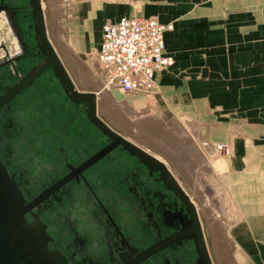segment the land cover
<instances>
[{"label":"flooded vegetation","instance_id":"obj_1","mask_svg":"<svg viewBox=\"0 0 264 264\" xmlns=\"http://www.w3.org/2000/svg\"><path fill=\"white\" fill-rule=\"evenodd\" d=\"M35 4L0 0L12 36L10 48L0 44V191L4 225L21 242L11 257L42 264L44 244L65 264H217L199 203L167 164L108 125L99 99L91 119L88 104L61 83L52 46L75 88L90 93L50 37L51 4L39 0V12Z\"/></svg>","mask_w":264,"mask_h":264},{"label":"crops","instance_id":"obj_2","mask_svg":"<svg viewBox=\"0 0 264 264\" xmlns=\"http://www.w3.org/2000/svg\"><path fill=\"white\" fill-rule=\"evenodd\" d=\"M66 5L59 32L76 58L99 48L107 21L139 16L172 24L165 32L172 63L156 72L158 91L134 93L131 102L117 105L137 112L134 124L154 143L141 148L157 157L149 147L159 148L165 163L178 159L174 166L185 178L194 159L202 161L201 151L193 153L192 135L201 146L207 143L206 151L210 142L229 146L222 182L234 212L230 237L243 264H264V0H67ZM160 128L168 131L155 136Z\"/></svg>","mask_w":264,"mask_h":264},{"label":"built area","instance_id":"obj_3","mask_svg":"<svg viewBox=\"0 0 264 264\" xmlns=\"http://www.w3.org/2000/svg\"><path fill=\"white\" fill-rule=\"evenodd\" d=\"M172 24L157 17H123L102 26V40L94 53L95 75L101 85L125 94L151 95L158 91L156 72L168 68L172 58L165 51V32ZM219 150L231 154L227 144Z\"/></svg>","mask_w":264,"mask_h":264},{"label":"rangeland","instance_id":"obj_4","mask_svg":"<svg viewBox=\"0 0 264 264\" xmlns=\"http://www.w3.org/2000/svg\"><path fill=\"white\" fill-rule=\"evenodd\" d=\"M53 1H54L55 6H57V9H58L57 10L58 14H56V18L58 17V15H59V17L57 18L58 21L56 20V27L58 26L57 29L59 32V30L61 29L60 19H61L62 15H64V13H66V10H67V7H66L67 6L66 5L67 0H53ZM58 22H59V24H57ZM64 23L65 22L63 20V24H62L63 27H64ZM59 34H60V32H59ZM7 36L12 38V36L8 30V27L4 23V20H1L0 21V44L4 43L10 48V46H9L10 41L7 40ZM94 53H95V50H91V51L87 52V55L74 53L75 55H81V57L77 58V59L87 68V71L92 75L93 78L96 77L94 73H95V70L97 68L95 61H94L95 60L94 59ZM89 78H91V77H89ZM95 80H96V78H95ZM96 83H97V87L99 89V84H98L97 80H96ZM101 94H103V90H102ZM101 94H100V97H101ZM115 94H117L118 97L125 98L127 101L131 102L130 96H129V95H132L131 93L130 94H124V93L115 91ZM100 97H99V99H100ZM110 99H111V101H113L114 104L117 105V102H115L111 96H110ZM113 103H112V105H113ZM120 109H122L121 110L122 112L126 113V114H124L123 117H125V119L128 122L131 121V123H133V125L137 126L136 124H134V119L136 117L135 115L137 114V112L133 113V111H129L128 109H125L124 107L123 108L120 107ZM107 110H108V108H107ZM130 110H132V109H130ZM126 115H127V117H126ZM162 126H165V124H163ZM166 127H168V126H166ZM136 128H138V127H136ZM159 130L160 131L155 132V136H156V134H159L160 132L163 133L164 131H168V129H163V128H160ZM139 132H140L139 134L141 137L138 139H141L140 142H142L143 145L148 147L147 146L148 143L150 144L149 146H151V144H154V143L150 142L148 135L146 133H144L145 131L140 129ZM194 133H192V134H194ZM192 141H193V143H192ZM143 142H145V143H143ZM190 142H191V145L193 144L192 150H193L195 157H196V154L199 155L200 151L203 154L205 151L207 157H205L203 154L200 153V155L202 156V161L199 158H195L194 159L195 165H194L193 169L192 170H184V172L186 173V178L183 176V174H181V176L183 177L184 180L188 181V183L191 185V187H190L191 194L190 195L192 198H195L194 202L196 200L198 203H200V205H202V203L205 202L209 207H211L210 214H207L206 216L204 214V216L203 215L202 216L205 217L203 219L205 222L206 230H207L209 239L212 240V244H211L212 251L216 254L218 264H243V259L241 258V253L236 248L235 243L233 242L232 238L230 237L229 226H230V222L233 219V213L234 212H233L232 203H231L229 193L226 189L225 184L222 182V176L225 175L226 170H227L226 164L223 163V161H224L223 157L226 158L229 155H226L224 150H219L217 148L219 144H221V143L226 144V143L225 142H217V143L210 142L211 144H208V146H210V149L206 151L204 145H206L207 143L205 144V142H204V145L201 146L200 142H199V138L196 137L195 134L192 135ZM202 147H203V149H202ZM149 148L153 150V147H149ZM155 149L158 150L159 148L155 147L154 150ZM158 152H161V151L158 150ZM161 154L163 155L162 152H161ZM191 160H193V158ZM172 162H173V160H172ZM166 163L177 178V172H179V170L173 169L167 161H166ZM174 164L176 166H179L178 159H176V163L174 162ZM180 184L183 186L184 189H187L186 183L180 182ZM229 241H230V244H229ZM227 243H228V245H227ZM232 246L234 249H232ZM227 248H228V250H227Z\"/></svg>","mask_w":264,"mask_h":264},{"label":"bare ground","instance_id":"obj_5","mask_svg":"<svg viewBox=\"0 0 264 264\" xmlns=\"http://www.w3.org/2000/svg\"><path fill=\"white\" fill-rule=\"evenodd\" d=\"M46 2V1H45ZM48 2L51 4L46 6V8L48 9L49 8V14L51 16V20L49 21V27H50V31H49V34H50V37L51 39L53 40V42L55 43V46L57 48V51L59 53V56L61 57L62 61L64 62V64L66 65L68 71L70 72V74L72 75V78L74 79L75 83L78 84L79 87H84V89L86 88V90H89L90 93H86V92H79L76 88H75V85L73 83V81L71 80L70 76L68 75L65 67L63 66L61 60L59 59L58 55L56 54V52L54 51V47L52 46V44L50 43V41L48 40V42L51 44L52 46V49H53V53L54 55L57 57V59L59 60V62L61 63V65L63 66L71 84H72V87H73V90H75L76 92L78 93H81V94H93L94 97H95V113L97 111V104H98V99L100 97V94L102 93V90H103V94H101V97L99 99V109L98 111L101 112L102 116L106 119V122L108 123V125H110L112 128H116L117 130L120 131V133L122 132V134L125 133V135H129L131 136L132 138L136 139L137 141L133 140L135 142V144L139 145V146H144L140 141L141 139H138L140 138L141 136H139L140 134V128H136L138 126H135L133 125V123L128 122L124 116V112H122L120 109L119 106H117L116 104L113 103V101H111L110 99V96L113 98V100L117 103H124L125 102V98H120L118 97L117 94H115V91H111L108 89V87H106L105 85H101V82L99 80V78L96 76V80L99 84V89L97 87V83H96V80L95 78L92 77V75L87 71V68L73 55V53L67 48L66 44L64 43V41L62 40L59 32H58V29L56 27V20L58 21V17L56 18V14L57 13V6H55L54 4V1L53 0H48ZM41 8H42V5H41ZM44 12V11H43ZM44 18V16H43ZM60 19V18H59ZM45 24V23H44ZM59 24V22L57 23ZM60 29V28H59ZM45 34H46V29H45ZM47 37V36H46ZM95 74V73H94ZM93 74V75H94ZM91 77V78H89ZM93 81H92V80ZM95 80V81H94ZM92 92V93H91ZM96 94V95H95ZM125 94V93H124ZM110 95V96H109ZM98 98H97V97ZM113 103V105H112ZM108 108V110H107ZM96 116H97V113H96ZM127 117V115H126ZM104 123V122H103ZM105 124V123H104ZM150 124V123H149ZM147 124V126L149 125ZM105 126L110 129L106 124ZM144 126V125H143ZM145 128V127H144ZM112 130V129H110ZM113 131V130H112ZM114 132V131H113ZM124 132V133H123ZM142 132V131H141ZM116 133V132H115ZM118 135V134H117ZM143 136V135H142ZM125 137V136H124ZM127 137V136H126ZM128 138V137H127ZM131 139V138H130ZM127 140V139H126ZM129 141V140H127ZM130 143H132L131 141H129ZM134 142L132 144H134ZM134 144V145H135ZM137 145H135L136 147H138ZM146 147V146H144ZM140 148V147H138ZM147 148V147H146ZM141 149V148H140ZM143 150V149H142ZM150 151L154 152L155 154L159 155L160 158H164L165 159V155L163 156L161 154V152H158V150L160 149H150ZM157 150V151H156ZM144 151V150H143ZM161 151V150H160ZM161 154V155H160ZM167 159V158H166ZM163 161V160H162ZM170 163V166L173 168V169H176L174 164L171 163V161H169ZM173 164V165H172ZM177 176H178V180L180 181L181 180V183H186V187H187V190L189 193L188 194H191V190H190V187L191 185L188 183V181L184 180L181 176H180V172H177ZM189 188V189H188ZM199 206L200 208H198V211H199V215L202 219V222L204 223L205 225V222H204V219L205 216L207 214H210L211 212V207H209L205 202L202 203V205H200L199 203ZM203 215V216H202ZM208 221V220H207ZM206 221V222H207ZM220 233V232H219ZM229 244H230V241H229ZM228 245V243H227ZM226 245V246H227ZM232 249L233 246H232ZM228 250V248H227ZM215 256V259H216V262L218 264V261H217V257H216V254H214Z\"/></svg>","mask_w":264,"mask_h":264},{"label":"water","instance_id":"obj_6","mask_svg":"<svg viewBox=\"0 0 264 264\" xmlns=\"http://www.w3.org/2000/svg\"><path fill=\"white\" fill-rule=\"evenodd\" d=\"M35 7L36 10L40 11V4L39 0H35ZM42 41L44 45L46 44V39L44 33L40 32ZM53 63L54 67L56 69L58 78L60 79L61 83L66 86L68 92L72 96V98L75 101H83L86 102L89 106V116L91 119H94L95 121V97L93 94H81L73 90L72 84L57 57L53 53ZM100 126L103 128V130L108 133L109 135H114L113 132H111L106 126L100 123ZM115 136V135H114ZM121 143L127 147L128 149L132 150L133 152H136L137 154L147 157L149 159L155 160L153 157L145 153L142 149L136 147L134 144L130 143L129 141L121 138ZM4 193L0 191V264H12L16 262L18 263V260H15V256L11 257L12 252H16L18 249V246H21V242H19L17 236L15 235L14 231H11V229L4 225L5 221V203H4ZM22 223V221H20ZM16 236V237H15ZM40 259L42 260V264H47L45 262V259H47L50 264H65L63 259L53 251H49L44 244L41 245V250L38 252ZM40 264V263H38Z\"/></svg>","mask_w":264,"mask_h":264}]
</instances>
